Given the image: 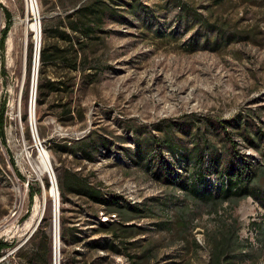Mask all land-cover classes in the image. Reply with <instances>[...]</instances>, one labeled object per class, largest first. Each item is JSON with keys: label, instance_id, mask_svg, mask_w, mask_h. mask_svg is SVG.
Listing matches in <instances>:
<instances>
[{"label": "rangeland", "instance_id": "obj_1", "mask_svg": "<svg viewBox=\"0 0 264 264\" xmlns=\"http://www.w3.org/2000/svg\"><path fill=\"white\" fill-rule=\"evenodd\" d=\"M90 1L32 0L34 14L29 0H0V242L11 245L1 251L0 264H54L53 198L37 227L22 231L33 199L51 182L60 202L58 264H211L214 242L232 226L242 246L222 264H264V210L256 202L196 205L161 170L165 165L175 181L190 180L191 164L208 155L204 174L215 193L221 179L210 163L227 172L240 161H261L236 122L246 118L264 134V0H106L110 7L102 31L85 48L84 66L74 71L62 63L43 65L44 23L58 31L49 39L52 46L64 48L58 33L69 31L61 19ZM196 15L200 20L186 28L183 22ZM207 24L214 32L225 27L238 41L201 48ZM196 33L202 34L200 47L193 50ZM48 80L63 84L39 105L38 86ZM167 130L189 163L175 165L163 146L150 154V140H161ZM41 153L49 171L40 177ZM80 181L98 189L106 203L62 188ZM18 188L24 204L10 225ZM177 204L185 205L186 214ZM127 205L140 209L129 220ZM101 223L114 224L117 238Z\"/></svg>", "mask_w": 264, "mask_h": 264}, {"label": "trees", "instance_id": "obj_2", "mask_svg": "<svg viewBox=\"0 0 264 264\" xmlns=\"http://www.w3.org/2000/svg\"><path fill=\"white\" fill-rule=\"evenodd\" d=\"M134 1L135 0H133V3H135ZM107 7H110V5L106 2V0H91L88 3L79 6L78 8H74L73 12L65 15L64 18L61 19V23L63 24V26H65L66 30H68L69 33L64 31L59 32L60 34L58 33V35L66 43V47L64 48H56L52 46L49 39L57 38V35H55V33L58 31H56L57 29H54L55 33H52L54 27L49 26L47 23H44L43 31L45 34V44L40 51L41 63L43 65L48 62H51L52 64L62 63L68 66L69 69L74 71L78 70L79 67L84 66L85 62L87 61L85 48L89 43L91 44V42L96 40V35L102 31L103 20L108 12ZM182 14V11L179 12L181 19L183 18ZM184 15L187 18V13H185ZM199 20L200 19L198 18V15H196L191 16L190 22L188 19H186V21L183 23L187 25L186 28H191L188 27V25H192V23ZM205 26L206 28L204 32L205 35L203 43L200 45L203 49L211 48V46L213 47V49H219L222 46L231 43L232 40L238 41V38L233 39L234 36L224 33L225 27L223 29H215L214 32L213 26H210L208 24ZM210 33L213 35L212 38H210L209 36ZM201 35V33H196V35L194 36L196 38L195 40H192V43L190 44L193 50L200 47L198 36ZM68 50H71L72 52L71 59L69 57ZM61 84L63 83H61L60 80H48L45 86L43 84L39 85L38 104L42 105L43 98L46 97L48 93L58 90V86ZM2 122L3 108L1 109L0 113V123ZM236 126H238L237 129L239 130V136H241L250 145L260 150L262 155L261 161L254 159L252 161L250 160L249 162H247L248 160L240 161L237 166L228 168L227 172L220 170L217 166L218 163H210V165H212V172L218 175V178L221 179L219 189L216 190L215 193L208 189L206 182L207 177L204 174V170L207 169L208 166L205 168V163L203 161L205 159H208V155L207 157L201 155V159L200 157H198L197 162L195 161L191 164L193 166V170L196 171L192 172V176H190L192 179L190 178V180L184 177H179L175 181V179L171 178V169L167 168L165 165H162L161 170H166L165 174L167 175V183L171 186L174 185L175 189L182 191L186 201L196 203V205L201 204L215 208L217 206H222L225 202H229L231 204L242 199L251 198L264 210V185L262 184V182L264 181V134H258L256 130L252 129V124L250 122L248 123V120L246 118L237 121ZM221 127L222 130L226 132V123H224ZM0 132L3 133L2 124L0 125ZM166 132V136L161 140H150V154L152 156L158 154L157 150H151L152 147L161 148V146H163L170 151L171 161L175 165L177 164L181 166L184 164L183 162H185V160L189 163L190 160L186 157V155L182 153L178 146L174 145L169 135V131L167 130ZM88 144L89 143L84 144V146H87ZM234 146H236V144ZM206 149L208 150L210 155H212L213 153L216 154V148L207 146ZM72 150L73 148H71V151ZM79 150L82 152L84 158L91 160L90 154H88V152L85 151L84 148L79 147ZM199 151L200 150H198L197 152ZM185 166L187 167V165ZM65 187L69 191H73L78 195L86 197L93 203H106V201L102 199V194L100 193V191L88 185L84 181L78 182V184H76V187H71L70 183H65V185H62V188L65 189ZM110 204L118 205L117 202L112 201L110 202ZM118 207L121 208L122 205H119ZM124 208V212H126V220L134 218L132 214L134 212L140 211V209L132 205H127ZM177 210L182 212V214H186V212L188 211L184 204H177ZM114 212L118 211L116 209H110L109 211L110 214H114ZM101 227L103 231H110L112 234L117 230L115 225L110 223H101ZM63 236L64 234H62V237ZM114 237L117 238L116 235H114ZM10 246L11 245L7 243L0 242V256L1 251ZM241 246L242 245H240V243L238 242L236 228L234 226H232L225 233H220V238L214 242L211 264H222V261L226 257H228L227 254L229 252L238 251L237 249ZM113 248L114 247L111 245L110 249L114 250Z\"/></svg>", "mask_w": 264, "mask_h": 264}, {"label": "bare ground", "instance_id": "obj_3", "mask_svg": "<svg viewBox=\"0 0 264 264\" xmlns=\"http://www.w3.org/2000/svg\"><path fill=\"white\" fill-rule=\"evenodd\" d=\"M32 1V0H30ZM34 2H32L31 7H33V12L35 14V8L33 5ZM31 31L35 34L34 40H35V60L34 64L37 63V55H38V49H39V38H40V27L39 22L36 20L34 23L31 24ZM32 96L31 101L33 103L34 99V88H32ZM32 105V104H31ZM32 114V113H31ZM34 169V168H33ZM36 170V169H34ZM38 174L41 175L43 173H47L49 171V165L48 161L46 159V156L41 153V159L39 166L37 168ZM36 173V172H35ZM51 176V175H50ZM18 194L20 196L19 204L17 205V210L7 219V224H10L17 220L19 217L21 210L23 208L24 204V191L17 189ZM51 197L54 200V208H53V214H54V235H53V244H54V264H58V252H59V234H58V225H59V215H60V202L58 198V192H56L54 188V184L52 183V187L48 192L42 193L40 196H35L33 199V205L31 208V214L29 218L27 219L26 223L23 225L22 231L26 234L28 232L33 231L40 220L42 219V215L44 213V205L46 200ZM18 221V220H17Z\"/></svg>", "mask_w": 264, "mask_h": 264}, {"label": "built area", "instance_id": "obj_4", "mask_svg": "<svg viewBox=\"0 0 264 264\" xmlns=\"http://www.w3.org/2000/svg\"><path fill=\"white\" fill-rule=\"evenodd\" d=\"M29 2H30V0H29ZM31 3V2H30ZM32 4V3H31ZM37 59H38V55H37ZM34 60H35V56H34ZM33 72H34V70H33ZM35 89V88H34ZM36 148L38 149V146H37V144H36ZM51 187H52V182H51ZM56 190H57V187H56Z\"/></svg>", "mask_w": 264, "mask_h": 264}, {"label": "water", "instance_id": "obj_5", "mask_svg": "<svg viewBox=\"0 0 264 264\" xmlns=\"http://www.w3.org/2000/svg\"><path fill=\"white\" fill-rule=\"evenodd\" d=\"M38 57H39V49H38Z\"/></svg>", "mask_w": 264, "mask_h": 264}]
</instances>
